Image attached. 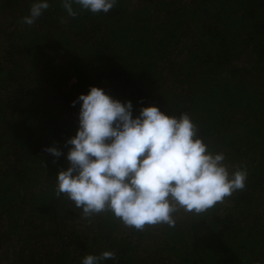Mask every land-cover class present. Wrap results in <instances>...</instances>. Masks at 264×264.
<instances>
[{
  "label": "trees",
  "instance_id": "16d2710c",
  "mask_svg": "<svg viewBox=\"0 0 264 264\" xmlns=\"http://www.w3.org/2000/svg\"><path fill=\"white\" fill-rule=\"evenodd\" d=\"M33 0H0V264H264V0H117L107 12L60 0L32 25ZM97 86L133 116L187 113L246 186L174 226L143 231L110 212L84 218L55 176L79 103ZM55 146L59 157L45 151Z\"/></svg>",
  "mask_w": 264,
  "mask_h": 264
},
{
  "label": "clouds",
  "instance_id": "9594fccd",
  "mask_svg": "<svg viewBox=\"0 0 264 264\" xmlns=\"http://www.w3.org/2000/svg\"><path fill=\"white\" fill-rule=\"evenodd\" d=\"M68 16L73 5L91 13L109 12L117 0H60ZM33 0L23 23L32 25L49 8ZM79 103L78 128L66 144L68 167L55 176V194H64L84 218L110 212L125 227L174 226L179 210L201 214L246 186L247 171L230 172L223 152L208 149L187 113L170 115L158 106L120 101L90 86L72 101ZM45 151L59 157L55 146ZM115 259L111 250L88 254L80 264Z\"/></svg>",
  "mask_w": 264,
  "mask_h": 264
}]
</instances>
